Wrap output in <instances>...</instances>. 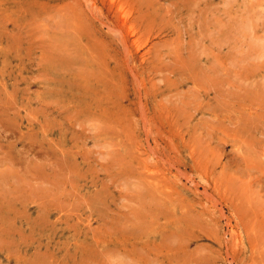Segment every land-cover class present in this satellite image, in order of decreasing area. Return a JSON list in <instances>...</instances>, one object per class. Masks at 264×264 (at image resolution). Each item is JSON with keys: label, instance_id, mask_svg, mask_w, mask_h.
Instances as JSON below:
<instances>
[{"label": "rangeland", "instance_id": "rangeland-1", "mask_svg": "<svg viewBox=\"0 0 264 264\" xmlns=\"http://www.w3.org/2000/svg\"><path fill=\"white\" fill-rule=\"evenodd\" d=\"M263 45L264 0H0V264H264Z\"/></svg>", "mask_w": 264, "mask_h": 264}, {"label": "bare ground", "instance_id": "bare-ground-1", "mask_svg": "<svg viewBox=\"0 0 264 264\" xmlns=\"http://www.w3.org/2000/svg\"><path fill=\"white\" fill-rule=\"evenodd\" d=\"M247 18H248V17H247ZM245 25H246V24H245ZM248 27H249V26H248ZM252 32H253V31H252ZM258 35H259V34H258ZM253 37H254V36H253ZM259 37H260V36H259ZM259 40H261V37H260ZM261 44H262V43H261ZM257 46H258V45H257ZM263 46H264V45H263ZM262 51H263V50H262ZM260 57H261V56H259V58H260ZM262 57H263V56H262ZM243 93H244V92H243ZM245 95H246V94H245ZM238 98H239V97H238ZM244 100H245V99H244ZM258 114H259V112H258ZM230 117H231V116H230ZM9 160H10V159H9ZM10 162H12V161H10ZM13 164H14V163H13ZM10 165H11V164H10ZM9 168H10V167H9ZM10 169H11V168H10ZM24 170H25V169H24ZM7 171H8V170H7ZM7 171H6V172H7ZM12 171H14V170H12ZM12 171H11V172H12ZM20 171H21V170H20ZM26 171H27V170H26ZM2 172H3V171H2ZM2 172H1V173H2ZM18 172H19V171H18ZM10 174H11V173H10ZM8 175H9V174H8ZM11 176H12V175H11ZM25 177H26V176H25ZM29 178H30V177H29ZM14 179H15V178H14ZM14 179H13V180H14ZM33 183H34V182H33ZM32 185H33V184H32ZM7 186H8V185H7ZM28 186H29V185H28ZM40 186H41V185H40ZM32 188H33V187H32ZM43 188H44V187H43ZM146 188H147V187H146ZM2 189H3V188H2ZM46 189H47V188H46ZM22 191H23V190H22ZM36 191H37V190H36ZM58 194H59V193H58ZM27 195H28V194H27ZM11 196H12V195H11ZM68 196H69V195H68ZM3 197H4V196H3ZM39 197H40V196H39ZM51 199H52V198H51ZM28 201H29V200H28ZM58 201H59V200H58ZM58 201H57V202H58ZM58 203H59V202H58ZM77 204H78V203H77ZM38 205H39V204H38ZM42 208H43V207H42ZM68 208H69V207H68ZM60 210H61V209H60ZM63 211H64V210H63Z\"/></svg>", "mask_w": 264, "mask_h": 264}]
</instances>
